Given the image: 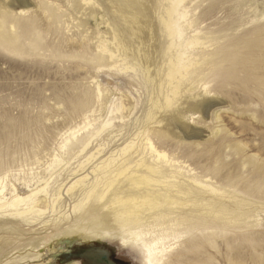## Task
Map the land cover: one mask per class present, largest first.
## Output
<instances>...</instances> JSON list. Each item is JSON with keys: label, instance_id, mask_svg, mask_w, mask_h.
Segmentation results:
<instances>
[{"label": "rangeland", "instance_id": "obj_1", "mask_svg": "<svg viewBox=\"0 0 264 264\" xmlns=\"http://www.w3.org/2000/svg\"><path fill=\"white\" fill-rule=\"evenodd\" d=\"M170 5L171 0H0V178L6 198L13 187L26 195L48 177L53 192L62 178H72L78 161L98 149L83 174L90 182L112 177L107 168L90 171L135 141L126 155L129 169L108 189L103 179L80 201L83 196L67 195L65 188L56 210L32 225L0 216V264H35L48 245L42 236L63 243L77 226H112L113 211L137 207L132 199L170 190L139 182L149 172L135 164L141 158L154 164L146 137L221 189L225 202L238 205L221 211L210 197L215 209L200 202L172 208L176 225L160 264H264V0L183 2V37L197 33L205 46L189 52L197 63L167 104L165 73L175 59L167 50ZM119 64L133 69L113 67ZM158 165L167 171L163 162ZM51 166L57 167L54 174ZM183 174L176 178L185 187L189 179ZM162 207L138 213L139 227L157 222ZM90 242L122 264H156L147 260L142 243L109 237ZM77 248L70 257L59 252L53 264L61 258L62 264H89L74 258Z\"/></svg>", "mask_w": 264, "mask_h": 264}, {"label": "bare ground", "instance_id": "obj_2", "mask_svg": "<svg viewBox=\"0 0 264 264\" xmlns=\"http://www.w3.org/2000/svg\"><path fill=\"white\" fill-rule=\"evenodd\" d=\"M184 1L185 0H171V5L167 9L168 19L165 21V27L170 38L167 50L168 52L175 54V59L169 60V66L165 73V77L167 78L166 80L168 81L169 85V92L165 95V101L167 104H169L173 100V96L176 94L182 81L186 78L187 74L190 71V68L192 66H195L197 63L196 60L192 56H190L189 52L191 50L197 49L198 47L205 46V42L199 40L196 35L197 33L191 35V37H183L182 23H185L187 21V10L185 6L183 7ZM122 66L125 65L119 64L114 65L113 67L119 69L122 68L123 70ZM126 68H129L130 70L133 69L132 67L127 65L125 66V69ZM125 69L124 71H126ZM54 76H56L55 73ZM54 94L55 98L59 99V92L55 91ZM110 123V121L105 122L102 127L109 125ZM84 128H86V126H84ZM73 131H71L72 138H75L76 136L74 135V133H76L77 131ZM145 139L146 140L144 143V148L148 149L154 164H146L144 163L142 158L140 159L139 163L135 164L137 167L144 166L146 171L149 172V175H142L139 182H153L160 185L161 187L169 188L170 190L164 193L160 192L158 193V195H155L154 193H146L145 195H142L140 199H132L134 201V204H137V207L122 212L114 213L113 211L112 213L114 217V224L112 226H100L97 224L81 228H79L80 226H77V228L69 230L70 235H68L67 237H63L67 238V240L63 243H59L62 242V240H60L62 238H58V240L53 243V240L50 241L52 236H42L41 238L45 242H47L48 245L45 251L42 252L41 250V253H38V255L36 256L38 260L35 264H53V261L55 259L54 257L59 252H68V246L70 243L72 244L76 242L90 244V240L104 239L107 237L120 239L122 241H133L136 243L144 244L147 250V260L152 263L160 264L164 259L166 253L169 251L168 247H171L170 245L166 244V236L174 232L176 225V220L171 217L172 208L176 209L178 206L190 207L197 205L200 202L201 206L209 205L212 207V209H215V207H213L215 206V204L208 200L210 197L214 198L215 203L221 204V211H227V209L233 211L234 208L238 207V205L235 203V205H231L229 201H224L226 195L222 194L221 189L216 188V186L212 185L211 182H207L208 180H202L195 174L192 168H189V166L183 165L178 161L176 162L175 160H173L174 158H168L167 154L164 151H158L148 137H146ZM79 140H82V137H80ZM89 143L90 140L83 143L81 149L79 150L80 154H85V152L88 150ZM134 144L135 141H130L129 146L126 145L122 149L111 152L107 158L94 165L90 171L91 173H95L98 169L105 170L107 168L109 175L114 173L112 177H95V179L90 182L89 179L91 177H89L88 173L83 174L84 171L90 166L86 165H88V163L92 160L97 159L98 155L101 153V149H98L95 153H91L84 160L77 162L75 169L72 170L71 173V175L73 176L69 179V181H71V179L77 177L78 175H83L75 178L72 182H70V184L69 181L64 182V178H62L56 188H53V192L47 190V188H49V183H47V180L49 179L48 177V179L46 178V180L42 179V184L38 186L36 185V187L32 189H28V193L26 195H20L15 191L16 189L13 187L11 191L12 193L10 192V197L6 198L3 193L4 177L0 178V216L5 217V221H13L12 219H19V221L24 222L27 225H32L33 222L35 223L40 220L42 215H44L45 213L54 212L56 210L57 204L61 203L60 201L62 195H65L63 192L65 188V193L67 195L78 192L79 195L83 196L80 201L83 198H88L89 195L96 190L99 181H102L103 179L105 182L104 189H108V187L113 186L115 181H117V179L121 175H124L125 172H127V170L129 169V166H126L128 164L126 155L129 149L132 148ZM55 161L58 162V164L56 165L61 166V164L63 163V159L61 158H56ZM160 162H163L164 167H166L164 168V170H167L165 173L164 171H162V166L158 165ZM62 166H64V163L62 164ZM54 167L56 166H51L49 170L51 174H54L57 170ZM181 171H183L184 174ZM178 174H183L189 179V183L185 184V187H183V182H180L176 178V175ZM60 175L61 174L59 173L58 177ZM153 176H157V178H154ZM35 182L38 183V181ZM100 197L101 199L105 197V193L102 192ZM228 197L231 198V196ZM184 198H187V200H184ZM159 206H163L162 208L164 212H162L161 210V212L157 213L158 215L155 217V220H157V222H155L154 224H150L148 222L145 225L146 228H140L138 213L151 211L156 209L157 207L159 208ZM62 215L64 217V213ZM142 218L144 217L142 216ZM95 221L98 222V219H95ZM45 223L46 222L44 221L41 229L45 228Z\"/></svg>", "mask_w": 264, "mask_h": 264}, {"label": "flooded vegetation", "instance_id": "obj_3", "mask_svg": "<svg viewBox=\"0 0 264 264\" xmlns=\"http://www.w3.org/2000/svg\"><path fill=\"white\" fill-rule=\"evenodd\" d=\"M74 258L82 260L83 263L89 264H122L117 259L110 257L106 252L95 250L92 246H84L77 248L79 250ZM75 250L73 251V253Z\"/></svg>", "mask_w": 264, "mask_h": 264}, {"label": "water", "instance_id": "obj_4", "mask_svg": "<svg viewBox=\"0 0 264 264\" xmlns=\"http://www.w3.org/2000/svg\"><path fill=\"white\" fill-rule=\"evenodd\" d=\"M77 246H92V244H79V243H76V242H74V243H70L69 244V246H68V252L65 254V256L66 257H70V254H71V252L75 249V248H77ZM58 256H56V258H57ZM64 258H61V259H57L56 260V262L58 261L59 263H63L64 262Z\"/></svg>", "mask_w": 264, "mask_h": 264}]
</instances>
